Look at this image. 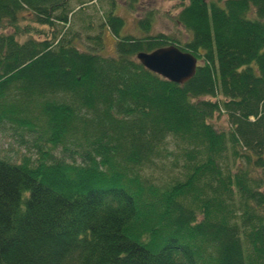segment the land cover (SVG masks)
Listing matches in <instances>:
<instances>
[{"label":"trees","instance_id":"trees-1","mask_svg":"<svg viewBox=\"0 0 264 264\" xmlns=\"http://www.w3.org/2000/svg\"><path fill=\"white\" fill-rule=\"evenodd\" d=\"M169 1L184 40L150 10L118 38L111 10L103 57L66 38L69 0H0V131L28 138L0 157V264H264V0ZM168 45L182 85L135 60ZM168 138L185 173L158 187L135 169Z\"/></svg>","mask_w":264,"mask_h":264},{"label":"rangeland","instance_id":"rangeland-1","mask_svg":"<svg viewBox=\"0 0 264 264\" xmlns=\"http://www.w3.org/2000/svg\"><path fill=\"white\" fill-rule=\"evenodd\" d=\"M80 4L83 5L80 6ZM69 5L73 9L79 8V11L74 12L69 19L70 26L64 31V34L67 39L72 38V43L79 50L90 51L91 49H95L93 52L103 57H112L115 55L114 43L117 39L105 24L102 25L106 14L111 10L113 14L120 17L123 21V26L118 31V38L124 35L135 37L143 36V31L136 22L137 19L142 18L150 10L153 12V20L148 34L163 33L178 37L180 40L185 39L184 31L171 18L177 12L176 1L134 0L130 2V0H113L111 2L110 0H69ZM130 5H132V10H129ZM25 16L19 25L21 27L31 25L30 27H32L30 21H27L28 15ZM96 35L102 44L101 49L94 43L95 41L93 39ZM23 37L24 35L19 37L20 41H22ZM213 120L217 127H225V119L223 116L214 118ZM24 139L21 140L17 136H11V130H1L0 157L9 160H18L21 154L27 153L24 148L27 142L23 144L24 146L19 144L21 141L28 140L27 137ZM177 150L178 148L175 143L168 138L160 146L158 155L155 157L157 160H155L153 167H141L135 170L148 183L158 187H165L171 182L181 180L185 169L181 167L182 161L175 159ZM54 154L56 156L61 155L58 147L54 150ZM64 160L69 161L67 158H64Z\"/></svg>","mask_w":264,"mask_h":264},{"label":"water","instance_id":"water-1","mask_svg":"<svg viewBox=\"0 0 264 264\" xmlns=\"http://www.w3.org/2000/svg\"><path fill=\"white\" fill-rule=\"evenodd\" d=\"M135 60L147 71L171 83L182 85L190 80L196 59L174 45L157 48L151 52H138Z\"/></svg>","mask_w":264,"mask_h":264}]
</instances>
